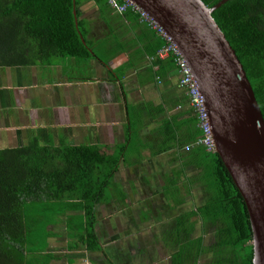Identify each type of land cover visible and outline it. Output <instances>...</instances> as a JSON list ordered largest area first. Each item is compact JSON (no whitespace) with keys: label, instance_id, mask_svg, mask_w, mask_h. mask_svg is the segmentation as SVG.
<instances>
[{"label":"crops","instance_id":"1","mask_svg":"<svg viewBox=\"0 0 264 264\" xmlns=\"http://www.w3.org/2000/svg\"><path fill=\"white\" fill-rule=\"evenodd\" d=\"M77 8L99 37H113L90 41L81 56L0 67V151L37 142L122 153L95 207L98 247L87 248L67 226L70 217L84 215L67 208L51 217L34 264L37 256L39 264H207L206 252L187 244L183 229L180 238L175 234L182 221L191 238L201 235L200 217L192 212L203 202L201 190L187 183L196 169H183L179 161L185 152L179 136H192L183 128L191 106L179 99L185 92L177 86L176 65L157 56L164 41L111 7L102 22L93 0ZM167 124L173 130L168 137Z\"/></svg>","mask_w":264,"mask_h":264},{"label":"trees","instance_id":"2","mask_svg":"<svg viewBox=\"0 0 264 264\" xmlns=\"http://www.w3.org/2000/svg\"><path fill=\"white\" fill-rule=\"evenodd\" d=\"M82 1L0 0V67L86 53L93 38L92 26L78 18L77 6ZM93 1L105 21L109 0ZM202 1L210 7L219 0ZM123 14L140 22L139 14L130 7ZM211 15L240 61L264 119V0H227ZM168 57L175 64L174 58ZM179 99L188 105L186 93ZM193 112L191 107L185 110L183 128L192 136H179L178 148L185 150L179 161L183 169H196L187 179L188 185L199 183L206 191L202 205L192 212L200 217L201 227L216 219L221 223L210 245L211 264H251L252 232L243 198L216 152L190 146L201 133ZM166 127L168 137L173 130L169 124ZM121 153L110 156L92 145L53 147L37 142L1 150L0 264H34L51 217L67 208L84 212L70 217L66 224L78 231L87 248H97L95 207L103 200ZM179 225L176 238L183 229L187 244L200 245L199 236L191 238L187 224L180 221Z\"/></svg>","mask_w":264,"mask_h":264},{"label":"water","instance_id":"3","mask_svg":"<svg viewBox=\"0 0 264 264\" xmlns=\"http://www.w3.org/2000/svg\"><path fill=\"white\" fill-rule=\"evenodd\" d=\"M227 0H132L171 38L209 114L216 152L243 198L251 264H264V119L246 73L211 13ZM75 11L73 10V13Z\"/></svg>","mask_w":264,"mask_h":264},{"label":"built area","instance_id":"4","mask_svg":"<svg viewBox=\"0 0 264 264\" xmlns=\"http://www.w3.org/2000/svg\"><path fill=\"white\" fill-rule=\"evenodd\" d=\"M111 7L118 13H123L127 7H130L134 12L139 14V21L145 23L148 27L156 32V34L164 40V44L157 50V56L164 58L172 56L179 74L177 86L183 88L188 95V99L194 111L196 112L198 127L201 130V136L194 142L195 145L203 146L207 151L214 150V140L212 134L209 114L204 105L203 95L198 89L197 83L192 76L190 68L185 59L181 56L177 46L171 41V38L166 34L164 29L151 18L148 13L138 7L132 0H109ZM192 146V145H190ZM186 149L189 145H186Z\"/></svg>","mask_w":264,"mask_h":264},{"label":"rangeland","instance_id":"5","mask_svg":"<svg viewBox=\"0 0 264 264\" xmlns=\"http://www.w3.org/2000/svg\"><path fill=\"white\" fill-rule=\"evenodd\" d=\"M107 20H109V19H107ZM102 22H104V23H106V21H102ZM98 25H101L99 22H96ZM98 29V28H97ZM97 29H93V27H92V29H91V33H92V36H93V39H91L92 41H98V42H100V43H103V41H109V38H112L113 37V35L111 34V33H108L109 34V36H108V34L107 35H105V38L104 37H99V35H98V33L96 32V30ZM115 33V32H114ZM118 34H119V32H118ZM115 38V37H114ZM100 40H102V41H100ZM58 56V55H57ZM158 131H160V130H158ZM161 132V131H160ZM164 158L165 157H162V161L164 160ZM196 185V187H198L200 190H201V194H200V198H201V200L200 201H204V198H205V192L202 190V188H201V186H200V184L199 183H196L195 184ZM192 191V193L194 192L195 194H197L196 193V190H191ZM185 192H186V194H187V188L185 189ZM190 195H191V192H190ZM143 217V216H142ZM220 225H221V223L216 219V220H213V221H211L208 225H206L204 228H202V230H204L203 231V235H204V239H205V243H204V245H210V243L216 238V233H217V229L220 227ZM199 226H200V224H199ZM172 232H170V233H168V235L169 234H171ZM205 257H207V253H205V256L204 257H202V262L203 261H205L206 259H204Z\"/></svg>","mask_w":264,"mask_h":264},{"label":"flooded vegetation","instance_id":"6","mask_svg":"<svg viewBox=\"0 0 264 264\" xmlns=\"http://www.w3.org/2000/svg\"><path fill=\"white\" fill-rule=\"evenodd\" d=\"M200 226H201V223H200ZM202 228L203 227H200V229H201V235L198 237V238H200V246H201V248L207 253V257L209 258H207V257H205V261H204V263L206 262L207 264H209L207 261H209L210 262V264H211V262L213 261V256H212V251L210 250V245H211V243H210V245H204V243L206 242L205 241V239H204V235H203V231L204 230H202ZM205 256V255H204ZM203 256V257H204Z\"/></svg>","mask_w":264,"mask_h":264},{"label":"clouds","instance_id":"7","mask_svg":"<svg viewBox=\"0 0 264 264\" xmlns=\"http://www.w3.org/2000/svg\"><path fill=\"white\" fill-rule=\"evenodd\" d=\"M184 92L186 93V91L184 90ZM187 94V93H186ZM187 97H188V95H187ZM189 104H190V102H189ZM190 106H191V108L194 110V108L192 107V105L190 104ZM196 113V112H195ZM196 120H197V117H196ZM197 122V121H196ZM196 125H197V127H198V122L196 123ZM211 128H212V126H211ZM198 129H199V127H198ZM200 130V129H199ZM200 132H201V130H200ZM212 134H213V132H212ZM201 136V133L198 135V137H196L194 140H193V142L191 143V145L192 146H201V145H195L194 144V142L199 138ZM213 140H214V138H213ZM191 146V147H192ZM201 147H203V146H201ZM204 148V147H203ZM205 149V148H204ZM214 149H215V146H214ZM206 150V149H205ZM212 151H214V150H212Z\"/></svg>","mask_w":264,"mask_h":264}]
</instances>
